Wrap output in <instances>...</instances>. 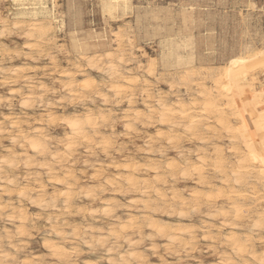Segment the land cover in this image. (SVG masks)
I'll use <instances>...</instances> for the list:
<instances>
[{
  "label": "bare ground",
  "instance_id": "obj_1",
  "mask_svg": "<svg viewBox=\"0 0 264 264\" xmlns=\"http://www.w3.org/2000/svg\"><path fill=\"white\" fill-rule=\"evenodd\" d=\"M14 1L19 5H24V2L28 0ZM34 1L36 2L35 4L41 6L40 9L36 5V7H33L32 11L28 12V8L23 6L20 14L24 15L31 13V15L36 16L40 12H49V10L47 11L45 7H43L46 0ZM101 2L103 9L110 15L119 9L124 10L128 7V0H101ZM41 22L43 23V21ZM42 23H40V20L38 19L31 21L28 25V30L30 31L26 32L28 33V36L32 37L33 32L38 33L39 35H44L45 31L43 28L46 25H43L44 27L42 28ZM52 23L49 24L51 28H53ZM52 30L53 29L50 31ZM119 30L122 29L120 28ZM44 36H47V34ZM93 38L95 40L88 42V45L95 47V50L92 49L94 50V56H87L88 54L86 55L84 53L83 56H87V58L82 59L83 61L86 60L89 67L96 69L99 73H107L106 77L108 79L105 87L107 88V91H111L113 96H115L116 100L114 102L121 103L122 101L120 100V97L126 99L128 107L124 109L125 115L122 117L125 128L132 129V125L135 124L134 122L138 123V121L143 122L144 125L153 124L154 122L164 125L166 130H164V128L159 129L155 134L156 136L146 139L147 150L156 151L158 156H166V150L168 149L176 150L177 154L174 158H164L165 161L154 159V157H152L145 163H140L136 156H129V154L124 156L122 163L116 161L117 157L112 156V151L118 149L114 147L111 137H108L109 134L108 136H105L101 135L99 132L101 126L109 125L108 123L110 119L107 117L109 115L105 116L106 114L104 115L103 113L96 114L90 106L82 113L78 112L80 114H76L75 111L72 115L70 114L62 117L61 123L68 130L65 137H63L64 139H58L59 142L63 144L62 149H59L60 147L58 146L57 148L51 146L53 142L42 130V128L46 126L42 125L43 127L41 128L39 127L40 125H34L35 127L33 126L32 129L30 127V129L24 128L21 123L25 119L20 122L16 117L9 121L8 126H5L3 119H9V116H5V118L0 120V135H7L6 137H9V139L12 140V142H15L18 147L32 150L35 152L34 154H37L40 157V159L34 160L33 157L36 155L33 157L25 155L24 157L19 158L16 154V150L10 151L12 154L10 157L2 156L0 159V179H3V184L14 185L17 183L16 177L18 176L15 175V177L14 175L7 174L2 175L3 166L6 165V167L10 166L12 168L19 164L27 169H30L32 166H37V172L34 174L39 175V177L40 175L45 174V180L49 184L53 186L55 185V187L52 191H48L47 184L42 182L43 180L39 181L36 185L34 184L35 187L28 186L31 185V183L21 186L17 184V188L15 187L13 191L12 189H6L8 187L0 184L1 191L8 194L15 191L16 198L19 200V205H14L11 200L8 202L9 199L7 202L4 200L2 201V196L0 195V219L7 220L10 223H18L15 226L14 231H11L6 227L0 232V264H36L35 261L43 257L41 254L32 252L31 254L23 255L22 249L31 242H27V240L25 241L22 237H30L32 235V232H29L28 229L29 218L26 213L27 208H23L20 203L23 200H27L35 207L43 209L51 208L54 212L53 214H50L48 211L49 215L46 217L47 224H44V230L49 234V237H44L45 239L43 238L42 247L47 256L54 258L60 264H79V262L76 263L77 259H75V262L72 260V255H78L82 252L84 248L82 249L81 246L87 249H94L97 245L105 247L106 254L109 255L107 256L109 257L111 264H150L147 260L148 257L146 258L144 254L141 253L140 245L143 243L144 239L148 238L149 240H153L155 237H160L166 240V243H163L164 245L162 247L167 253L176 257V264H264V98L261 96V86L259 83L264 79V67H258L260 68V71L257 69L259 72H253L254 68L251 67L247 61L221 63L216 65L200 64L199 66H196L197 56L195 51L190 52L192 48L190 40L187 43L179 44L176 43L175 38L170 35L161 43L162 64L168 72L171 71L170 68H174L176 74H181V77L185 82L189 81L195 84V88L197 89L196 95L201 97V101L199 102L200 105L196 101H193L192 104L189 105L182 97V94L181 97L175 99V101L172 100L173 103H169L167 100L168 97H163L161 95L162 93L159 91L156 104L149 106L147 113H145V111L143 112L135 106V93L133 88H131V85L135 84L140 77L139 75L129 77L125 74L129 68L126 67V65H123V63L126 62V54L124 51L120 49L114 53L109 47L111 45L110 41L105 42L104 40H101L98 33L94 34ZM54 41L57 40L54 38ZM30 42L27 43L28 46L31 44ZM35 42L36 41L32 43ZM77 43L81 45L80 42ZM42 46L43 44H41V47ZM35 47L38 46L35 45ZM44 48L45 47H43V49ZM84 49L85 48H83V50ZM76 51H78V49ZM86 51H88V49ZM20 52L22 51L20 50ZM15 53L17 54V52ZM4 58H6V56ZM77 59L78 61H81V59ZM103 59H106L105 64H103ZM133 60L135 62L134 58ZM78 61L76 63H78ZM57 62L58 61H56V63ZM150 62L152 66L154 64L153 59ZM2 66H0V72L6 74L5 72L8 67L5 70L4 67H6V65L4 67ZM20 66L21 67L19 68L24 67L22 65ZM26 68L27 67H25V70ZM77 68L78 69H75L77 71L74 73L72 72L73 70L60 71L59 76L63 77V80L64 77H68V79L66 78V82L62 81L61 88L65 90L68 95L77 96L81 101H84L85 99L87 100L91 95H97L101 97L104 104L110 102L109 99L111 96L108 98L109 93H102V89L99 88L100 86L96 83L93 84L91 82L92 80L90 81L89 78L83 77V79L79 81L80 83L76 84L75 74H81L84 72L81 67L78 66ZM138 68H142V65H139ZM16 70L17 68L15 67L10 73L17 74ZM57 70L54 71L57 72ZM148 70L149 69H147V72ZM129 71L131 74L133 69H129ZM19 72L20 70L18 73ZM150 72L152 71H149L148 74ZM257 72L258 74L260 73L261 76H259L261 78H258V75L256 74ZM31 74L32 73L29 75ZM18 77H22V75ZM18 77L15 76L17 79ZM30 79L32 80V78ZM7 80L11 79H8L5 76L1 81L3 83ZM39 80L42 81L40 77ZM181 80H179V82ZM33 82L32 84H29L30 89L27 90L28 92L24 97L20 98V104L23 108H29L36 99L42 104V101H46L43 99V93L41 91L46 92L48 89H45L41 82L37 85ZM101 82H104V80ZM45 85L46 84H44V86ZM147 85L148 83L146 82L145 87ZM47 86L49 87V85ZM35 87H38L40 91H35ZM170 87L171 89L174 88L173 85H170ZM191 87H193V85ZM79 89L84 92L82 93ZM78 90L81 93H78ZM150 92L152 91H149L148 93L150 94ZM54 93H56V91ZM149 94H147L148 98H150ZM167 94L168 93H166V95ZM64 95L63 97H65ZM13 96L15 95L13 94ZM186 96L188 95L186 94ZM4 97L5 96L2 97V100ZM72 100L74 102L73 98ZM48 101H50L49 98ZM51 101L53 100L51 99ZM197 104L199 106H197ZM9 105L11 104L9 103ZM47 105L50 106L52 103L47 102ZM94 105L96 106V104ZM108 107L110 106H107V108ZM102 108L104 109L103 106ZM43 112L41 114H44ZM108 112H112V110L110 111L109 109ZM62 113H64V111ZM11 114L13 116L14 113ZM58 115H60V113ZM58 115L57 118L59 117ZM45 116L47 117L48 122L58 121L55 120V117H53L49 111ZM111 117L109 116V118ZM35 120H37V118ZM204 130H207L206 133H208V131L212 132L214 135L221 137V139L225 136L229 142L228 152L222 148L223 146L221 147V144L217 145L219 143H215L208 147L206 143L209 138L204 135ZM184 137H186L185 139L187 141H198L201 145L204 144V146L186 147L183 145ZM154 142L158 143L154 145ZM79 143H84L86 145L87 153L90 154H95L97 151L96 149H99L100 151L98 152L106 157L108 161L104 162L99 158L95 159V161H92L89 158L85 159L84 164L93 169L91 174L87 176L93 184L90 185L88 183L90 185L88 188H84L82 185L77 189L76 186H78L79 178L74 174L75 171L71 170L70 166H72L75 161L74 153L76 151V146ZM11 146L13 145L11 144ZM141 149L142 148H139L137 151L141 152ZM65 161L68 163H64ZM108 169L122 171L118 174L110 175L106 173V170ZM20 176L22 175L20 174ZM25 177H27L26 174L24 178ZM187 183H193L194 186L188 187ZM181 186L186 193L180 189ZM107 192L129 196V199L127 203H119L116 201L118 197L114 199L115 197L113 198L110 196L111 199L105 201L101 195ZM82 195H85L89 199V203L86 207L84 206V203H82L83 206H78V213L87 212L93 218L102 214L111 218L113 222L107 223L105 227L94 225V223H90L85 227H79L65 217V214L70 215L73 213V204L79 205V203H75V198H79ZM98 201L101 202V205H98ZM60 203H62L61 207ZM25 207H27V205ZM118 208L127 213H134L135 210H139L138 216L136 217L135 214L133 215L132 213V215L129 214L128 217L122 219L115 214L117 213L116 211ZM189 210L204 214L206 218L212 220H220L219 230H221V232L219 234L210 235L212 231H207L202 234V239L206 240L209 238L213 243L208 246L209 249H205L210 250L214 257V260L211 263H205L202 260H198L195 263L190 261L191 259L196 258L193 252L196 250V239L199 238L196 234L195 224L187 226L181 224L166 225L168 220H164V222H166L163 224L154 218V215L158 213L163 216L169 215V218L171 216L170 214H176L178 217L183 218ZM187 214L190 215V213ZM161 219L162 218L160 217L159 220ZM208 222H210L209 219ZM216 223L213 224L217 225ZM144 226L151 230V233L147 234V236L143 233ZM197 226L199 228H210L212 224L207 225L206 221L203 220L200 221ZM33 227L36 228V225L34 224ZM134 234H138L137 239L133 237ZM16 238H19L18 243H16ZM121 243H125L128 247L126 248L127 250L120 251V249H116L120 247ZM121 245L125 247L124 244ZM150 245L151 246L148 249H150L155 255H158L160 253V246L154 242ZM97 250L99 251V249ZM115 250L117 253H114ZM101 255L103 256V253ZM84 260L85 261H83L82 264H98L97 261H92V259Z\"/></svg>",
  "mask_w": 264,
  "mask_h": 264
},
{
  "label": "rangeland",
  "instance_id": "obj_2",
  "mask_svg": "<svg viewBox=\"0 0 264 264\" xmlns=\"http://www.w3.org/2000/svg\"><path fill=\"white\" fill-rule=\"evenodd\" d=\"M24 3H25L24 5H19L14 0H0V51H1L0 52V62H1L0 66L3 65L2 67H4L6 65V67H4L5 70L8 67L5 72L6 74L0 72V96L2 97L5 96L3 98L4 101L2 100V97H0V101H1L0 120L5 118V116H9L8 120L3 119V121L5 122V126H8L9 121L15 119V117L18 118L20 122L25 119L21 123V125L24 128L32 129L34 125L35 126L40 125L39 127L41 128L43 126H46L42 128V130L48 135V137L53 142L51 145L53 148H57L58 146L60 147L59 149H62L63 144L60 143L58 139H64L63 137H65V134L68 131L65 128V126L61 123L62 117L65 115H70V114L72 115L75 113V111H76V114H80L87 107L90 106L96 114L103 113L104 115L106 114L105 116L107 115H109L110 117L112 116L111 118L107 116L108 119H110L108 123L109 125L101 126L99 132L101 133V135L108 136L109 134L108 137H111L114 143V147L118 149V150H114L115 152L112 151V156L117 157L116 161L122 163L124 160V156L128 154L129 156L131 155L136 156V158L140 161V163L142 162L145 163L148 159L152 157H154V159L165 161L164 158H174V156H176L177 154L176 150L168 149L166 150V153H167L166 156H158V153L156 151L147 150L146 139L156 136L155 134L157 133L159 129L164 128V130H166V127L164 125L158 124L156 122H154L153 124L144 125L143 122L138 121V123L134 122L135 124L137 123L138 125L137 124L132 125V129L125 128L123 121H122L123 119L122 117L125 115L124 109L128 107L126 99L124 97L123 98L120 97V100L122 101L121 103L114 102L116 100L115 96H113V93L111 91L109 90L107 91L106 90L107 88L105 87L107 79H108L106 77L107 73L106 72L99 73L96 69H92L91 67H89L86 60L83 61V59H86L87 56H94L95 47L92 45H88V42L95 40L93 38L94 34L98 33L101 37L100 39L104 40L105 42L110 41L111 45L109 47L112 51H114V53L115 51H119L121 49L126 54L125 55L126 62H124L123 65L124 66L126 65V67H128L130 70L133 69V71L130 74L129 69L127 68L128 70L126 69L127 72L125 74L129 77H134L136 75L137 76L139 75L140 77L139 80L135 84L131 85V88H133L134 93H135V96H134V100L136 101L135 106L138 109L142 110L143 112L145 111V113H147L149 106L156 104L159 91L162 93L161 95L163 97L165 98L168 97L167 100L169 103H173V101L181 97V94H182V97L184 98V100L187 101L186 103H188L189 105H191L193 101L198 102V104L200 105L199 102L201 101V97L196 95L197 89L195 88L196 87L195 84L189 81L185 82V80L181 77V74L179 73L176 74L174 68H170L172 72L171 71L168 72V70L162 64V61H161L162 45L161 43L162 41H164V39L168 38L170 35H172L175 38V42L179 44L187 43L190 40V42L192 43V48L190 52L195 51L196 56H197V62L195 64L196 66L197 65L199 66L200 64L201 65H208V64L216 65V64H221V63L247 61L248 64L254 68L253 72H256L258 70L260 71V68L258 67H264V0H197V1H191V0H128V7L126 9L124 10L119 9L116 12H114L112 15H110L107 11L103 9L101 0H46L43 7H45L47 11L49 10V12H46V13L40 12L36 16L31 15V13L22 15L20 14V11L23 8V6L28 8L27 9L28 12L32 11L33 7H36V5L37 7H39V9L41 6H39V4H35L36 2L34 0H28V1H25ZM36 19L40 20V23H42L41 21H43V23L41 24L42 28L46 25L45 26L46 28L44 27L43 29L45 31L44 35L47 34V36H44L43 34H41L43 36L42 37L38 33L33 32V36L31 37V36H28V33H26L30 31L28 30L29 23ZM51 23L53 25V28H51V26L49 25ZM120 28L123 31L119 30ZM51 29L53 30L50 31ZM36 35H39V36H36ZM54 38L57 41H54ZM120 38L122 41L120 40ZM34 41L36 42L32 43ZM28 42L31 43L29 45L30 47L27 44ZM77 42H80L81 45ZM36 43L39 44L40 46L37 45ZM122 43H124L125 45ZM41 44H43L42 47H41ZM35 45L38 47H35ZM43 47L45 48L43 49ZM82 47L85 48L84 49L85 52ZM77 49L78 51H76ZM87 49L88 51H86ZM20 50L22 52H20ZM15 52H17V54ZM84 53L88 55L83 56ZM74 55H78V56H74ZM5 56L7 59L4 58ZM149 57L151 60L153 59L154 64L152 66H151V62H150L151 60L149 59ZM77 58L81 59V61L79 60L81 63L78 61ZM133 58L135 59V62ZM56 61L58 62L56 63ZM77 61L78 63H76ZM102 61H104L103 64L106 63L105 62L106 59H103ZM26 63L28 66L26 65ZM18 64L24 67L19 68L21 66ZM34 64L35 65L37 64L38 66L37 65L35 66ZM77 65L81 67L83 71L86 73L83 72L81 74H77V73L75 74L76 84H79L80 83L79 81L82 80L83 77L89 78L90 81L92 80L91 82L93 84L96 83L97 85L100 86L98 87L102 89V93L104 94L109 93L108 98H110L111 96V98L109 99L110 102H107L104 104V102L101 100V97L97 95L96 96L91 95V97L87 98V100L85 99L84 101L83 100L81 101L80 98H77V96H71L70 94L68 95V93H66V91L61 88L62 81L66 82L68 77H64V80H63V77L59 76L60 71L73 70L72 72L74 73L75 71H77L75 69H78ZM139 65H142V68H138ZM15 67L17 68L16 73L18 75L14 73H10L12 72V69H14ZM25 67H27L26 70H25ZM147 69H149L148 72L149 71H152V72L148 74ZM19 70L20 72L18 73ZM54 70H57V72H55ZM258 72L256 74L258 75V78H259L261 75L260 73L258 74ZM28 73L29 74L32 73V74L29 75ZM21 75L22 77H18ZM5 76L11 80H7L2 83L1 80ZM15 76H17L18 79L15 78ZM39 77L41 78L43 82L44 81L45 82L43 83L42 81H40ZM180 77L182 80L180 79ZM30 78H32V80ZM102 79L104 80V82H101L103 81ZM179 80L181 81L179 82ZM46 81L48 84L46 83ZM145 81L148 83L146 87H145V83H146ZM32 82L35 83L36 85L40 84L39 82H41L43 84V87L45 89H48L46 92L41 91L43 93V99L46 100L45 101L46 103L42 101L43 102L42 104L40 101L36 99V101H34L32 105L29 106V108H23L20 104V98L24 97V95L28 92L27 90L30 89L29 84H32ZM259 83H260L261 90H262L261 96L264 98V89H263L264 79H262V81H260ZM35 84L33 85L36 86ZM44 84L46 85L44 86ZM47 85H49L50 88ZM170 85H173L174 88L171 89ZM192 85L193 87H191ZM15 87H18V88H15ZM20 90H21V93H20ZM34 90L38 91L39 88L35 87ZM79 90H78V93L84 92L82 90H80L81 91L80 92ZM55 91L56 93H54ZM149 91H152V92H150L149 94L148 93ZM166 93L168 94L166 95ZM13 94L15 96H13ZM147 94L150 95V98L147 97ZM186 94L188 96H186ZM63 95L65 97H63ZM53 97L56 99H54ZM48 98L50 101H48ZM72 98L74 99V102ZM51 99L53 101H51ZM47 102L52 103V105L54 106L52 105H50L51 107L48 106ZM9 103L11 105H9ZM94 104H96V106ZM198 104L197 106H199ZM102 106L104 107V109L102 108ZM107 106H110V107L107 108ZM109 109L110 111L112 110L113 113L108 112ZM26 110H27V113H26ZM102 110L106 113H104ZM48 111L49 113L53 115V117H55V120H58V121H55L56 123L47 121V117L45 115L48 113ZM63 111L64 113H62ZM42 112L44 114H41ZM57 112L58 114L60 113V115H58ZM11 113H14L16 115L13 114L12 116ZM57 115L59 116L58 117L59 119L57 118ZM36 118L37 120H35ZM102 130H103V133H102ZM206 131L204 135H206L210 139V140L208 139V142L206 143L208 147H210L211 145L215 143L216 144L219 143L217 145L221 144V147L223 146L222 148L225 149L226 152H228L229 142L227 141V138L225 136H223L221 139V137L214 135L212 132L208 131V133H206ZM3 135L5 136V138ZM3 135H0V138L2 137L0 139V159L2 156L10 157V155H12L10 153L11 150H14V151L16 150V154L18 155L19 158L24 157L25 155H29L30 157H33L34 155H36L35 157H33L34 160L40 159V157L37 154H34L35 152H33L32 150L30 149L26 150V149H22L18 147V145L15 142H12V140H10L9 137L8 138L6 137L7 135L5 134ZM213 136H216V137H213ZM185 138L186 137H184L183 145L186 147H196L199 145L204 146V144L201 145V143L198 141H187ZM157 143L158 142H154L153 144L156 145ZM11 144L13 146H11ZM139 148H142L141 152L137 151ZM96 150L97 151L95 152V154H90V153H87L86 145L84 143H79L76 146V151L74 153L75 161L72 164V166H70V168L71 170L75 171L74 174L79 178V181L77 184L78 186H76L77 189L79 188V186H82V185H83L82 187L88 188V186L93 184V182L87 178V176L91 174L93 169L88 167L86 164H84L85 159L89 158L92 161H95V159L99 158V159H102V161L104 162L108 161L106 157H104L100 152H98L100 151L99 149H96ZM64 163L67 164L68 162L65 161ZM7 167L6 165L3 166L2 175L7 174V175H14V176L18 175V176L17 177L15 176L17 183H15L14 185L3 184V179H0V184H3L4 186L8 187V188L5 187L6 189H10V190L12 189L13 191L15 187L17 188V184L21 186V185H28L30 183L31 185H28V186L35 187L34 184L35 185L38 184V182L41 180H43L42 182H45V184H47L48 191H52L55 187V185L53 186L45 180V174L40 175V177L39 175L34 174L35 172H37V169H38L37 166H32L30 169H27L19 164L17 166H13L14 168L13 167L11 168L10 166H7ZM121 171L122 170L108 169L106 170V173L110 175H115ZM20 174L23 176V178L22 176H20ZM25 174L27 177L24 178ZM187 186L192 187L194 186V184L187 183ZM180 189H182V186ZM182 191L186 193L184 189H182ZM0 195L2 196V201L4 200L5 202H7V200L9 199L8 202L11 200V202H13L14 205H19L18 204L19 200L16 198L17 196H16L15 191L8 194L0 190ZM114 195H117V194H113V192H107L105 194H102L101 197L105 201L111 199L110 196L113 198L115 197L114 199L118 197L116 201H118L119 203H127L129 199L128 198L129 196H122V195L114 196ZM75 199H76L75 203H79V205L73 204L72 206L73 213L70 215L65 214L64 216L67 217L73 223L77 224L79 227H85L86 225L90 223H94V225H97V226L105 227L107 223L113 222L111 218H108L102 214H99L100 216L98 215L99 216V217L97 216L98 218L97 217L93 218L87 212L78 213L77 212L78 206H83L82 203H84V206L86 207L89 203V199L85 195H82L81 197L79 198L77 197ZM23 201L20 203L23 206V208H27L26 213L28 214V218H29L28 229H29V232H32V235L30 236L31 238L22 237L25 241L27 240V242L29 241L31 242V243H28V245H26V247L22 249L23 255L31 254V252L43 255L42 258L35 261L36 264L37 263L38 264L39 263L60 264L54 258L47 256L44 248L42 247L43 238L49 237L48 236L49 234L45 232L44 230L45 229L44 227L47 224L46 217L49 215V213L53 214L54 212L51 210V208L43 209V208L32 206L27 200H23ZM24 205L25 206L27 205V207H25ZM61 205L62 203H60V207ZM98 205H101L100 201H98ZM38 208H39V211H38ZM30 210L32 211V213ZM116 212L117 213L115 214H117V216H120V218L122 219H125L126 217L129 216V214L132 215L133 213V212L127 213L121 210L120 208H118ZM138 212L139 210H135L133 215L135 214V216L137 217ZM187 213H190V215H188ZM170 215L171 216L169 218V215L163 216L158 213L154 215V218L163 224H165V222L168 220L166 225L181 224V225L187 226V225L195 224L196 234L197 236H199V238L196 239V243H197L196 248H195L196 250H194L193 252L196 258H193L190 261L195 263L198 260H202L205 263H211L214 260V257L210 250H205V249H209L208 246L212 245L213 243L209 238L206 240L202 239V236H203L202 234L207 231L213 232V233L211 232L210 235L219 234L221 232V230H219L220 220L219 219L212 220L210 218H206L204 214L196 213L190 210L186 212V215L183 216V218L178 217L176 214H173V215L170 214ZM101 216L102 217L104 216V217L102 218ZM160 217L162 218L161 220H159ZM208 219L210 222H208ZM164 220L166 221L164 222ZM203 220L206 221L207 225L212 224V226L210 228H206V227L199 228L197 225L200 223V221H203ZM79 221L80 222L82 221L81 224ZM213 223H216L217 225ZM17 224L18 223H10L7 220L0 219V232H2L4 230L3 228H6V227L9 230L14 231L15 226ZM34 224L36 225V228L33 227ZM144 227L145 228H143V233L145 236H147V234L151 233V230L148 229L146 226ZM133 237L137 239L138 234H134ZM18 239L16 238V243H18ZM153 242L156 243L158 246H160V249H159L160 253L158 255H155L154 253H152L150 249H148L151 246L150 244ZM163 243L164 244L166 243L165 239H162L160 237H155L153 240H149L148 238L144 239L143 243L140 245L141 253L144 254L146 258L148 257L147 260L150 264H160V263L161 264H176V257L172 254L167 253V251L163 249L162 247L164 245ZM121 244L125 245V243H121ZM121 244H120V247L116 249L117 250L120 249V251L127 250L126 248L128 247L126 245L124 247ZM145 246L147 249L145 248ZM81 247L82 249L84 248L85 250L83 249L82 252H80L78 255L77 254L72 255V260L74 262H75V259H77L76 263L79 262V264H82L83 261H85L84 259H87V260L92 259V261L93 260L97 261L98 264L100 263L101 264H111V262L109 261V257H108L109 255L106 254L107 252H106L105 247L99 246V245L95 246L94 249H87L83 246ZM97 249H99V251ZM115 251L114 253H117V251L116 252ZM102 253H103V256L101 255ZM82 257H85V258H82ZM153 261H155L156 263Z\"/></svg>",
  "mask_w": 264,
  "mask_h": 264
},
{
  "label": "crops",
  "instance_id": "obj_3",
  "mask_svg": "<svg viewBox=\"0 0 264 264\" xmlns=\"http://www.w3.org/2000/svg\"><path fill=\"white\" fill-rule=\"evenodd\" d=\"M263 89H264V87H263ZM261 93H262V90H261Z\"/></svg>",
  "mask_w": 264,
  "mask_h": 264
}]
</instances>
